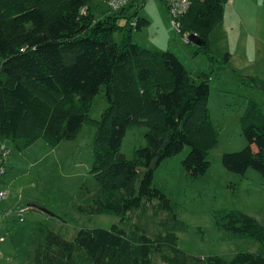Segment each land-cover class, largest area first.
<instances>
[{
    "label": "trees",
    "instance_id": "1",
    "mask_svg": "<svg viewBox=\"0 0 264 264\" xmlns=\"http://www.w3.org/2000/svg\"><path fill=\"white\" fill-rule=\"evenodd\" d=\"M91 1L0 0V141L22 149L36 140L51 147L75 140L91 123L94 97L106 87L108 107L94 123L92 201L78 209L84 216L116 215L121 223L110 230L81 229L73 241L38 223L34 263L264 264V254L240 252L227 261L180 248L178 234L186 224L178 218V203L157 188L154 175L186 147L187 182L209 172V156L219 142L209 108L210 75L194 78L177 55L144 49L129 35L122 44L115 42L116 31L131 33L149 25L138 13L147 0H134L119 12L108 7L101 18ZM229 1L190 0L178 19L181 34L197 35L203 45L196 47L213 62L211 36L224 21ZM132 7L137 9L135 27L127 15ZM229 59L226 54V64ZM248 82L264 91V80L249 77ZM261 107L247 100L240 124L248 145L224 154L223 163L241 176L254 169L264 180ZM138 126L147 128V145L128 159L121 151L123 139ZM213 219L219 231L250 237L264 249V225L249 214L219 210Z\"/></svg>",
    "mask_w": 264,
    "mask_h": 264
},
{
    "label": "rangeland",
    "instance_id": "2",
    "mask_svg": "<svg viewBox=\"0 0 264 264\" xmlns=\"http://www.w3.org/2000/svg\"><path fill=\"white\" fill-rule=\"evenodd\" d=\"M147 1L148 4L138 13L150 24L141 31H116L115 42L122 44L124 36L129 35L134 44L144 49L170 51L177 55L194 78L203 73L209 74V108L219 134L218 145L209 156L210 170L203 178L187 182L182 161L188 156L189 147L155 170L157 188L178 203V218L186 224V230L178 234L179 246L193 256H218L227 261L240 252L264 254L261 243L250 237H234L219 231L213 219L215 211L235 209L264 225L262 176L254 169L241 176L230 172L223 163L224 154L240 152L248 145L240 117L248 99L258 102L264 113V91L259 84L249 83L241 72L223 77L222 67L227 64L221 31L216 39V33L211 39L210 55L217 60L213 62L195 45L187 43L186 37L173 26L166 0ZM90 6L97 18L108 12L106 0H92ZM136 10L132 7L128 11V16H132V25H135ZM120 23L124 24L125 20ZM254 71H257L256 67ZM235 77L239 78L238 83ZM224 83H227L228 94L219 91ZM105 88L103 86L92 101L89 112L91 123L83 125L75 140L64 141L57 147H51L42 140H36L22 149L9 147L11 155L6 163V186L3 185L7 190L3 206L9 215L0 217V237H5V241L0 242V264H35L34 226L38 223L68 241H73L81 229L110 230L121 223V218L116 215L84 216L78 209L92 201L93 195L89 190L95 187L91 173L96 134L94 123L100 120L108 107ZM232 91L234 94H230ZM146 133L145 126L134 127L126 133L121 151L128 159H133L136 149L147 145ZM28 203L43 206L49 214L29 208ZM19 207L25 210L23 222L19 221L16 212Z\"/></svg>",
    "mask_w": 264,
    "mask_h": 264
},
{
    "label": "crops",
    "instance_id": "3",
    "mask_svg": "<svg viewBox=\"0 0 264 264\" xmlns=\"http://www.w3.org/2000/svg\"><path fill=\"white\" fill-rule=\"evenodd\" d=\"M219 31L225 40L226 54L230 56L228 64L222 67L223 77L241 72L244 77L264 80V0H230L225 7L224 21L213 32L215 39ZM234 79L239 82V78ZM225 84L219 91L228 94ZM4 182L6 186V178Z\"/></svg>",
    "mask_w": 264,
    "mask_h": 264
},
{
    "label": "built area",
    "instance_id": "4",
    "mask_svg": "<svg viewBox=\"0 0 264 264\" xmlns=\"http://www.w3.org/2000/svg\"><path fill=\"white\" fill-rule=\"evenodd\" d=\"M134 0H107V5L110 11L119 12L122 11L124 8L128 7ZM168 13L172 20L173 26L181 33L180 30V23L178 19L187 12L190 5V0H166ZM185 41L189 43L188 35H185ZM11 155V149L9 148L8 144L5 142L0 141V217H7L9 215L6 212V209L3 208V202L7 197V190L3 187L5 185L4 178L7 174V166L6 163ZM16 212L19 215V221L23 222V214L25 210L19 207ZM5 239L4 236L0 237V242ZM5 241V240H4ZM3 241V242H4Z\"/></svg>",
    "mask_w": 264,
    "mask_h": 264
},
{
    "label": "water",
    "instance_id": "5",
    "mask_svg": "<svg viewBox=\"0 0 264 264\" xmlns=\"http://www.w3.org/2000/svg\"><path fill=\"white\" fill-rule=\"evenodd\" d=\"M189 39V43L190 44H193L197 47H200L203 45V41L195 34H191L189 35L188 37ZM28 207L29 208H32V209H35V210H38V211H41L43 213H47L49 214V210L44 208L43 206L39 205V204H36V203H28Z\"/></svg>",
    "mask_w": 264,
    "mask_h": 264
}]
</instances>
